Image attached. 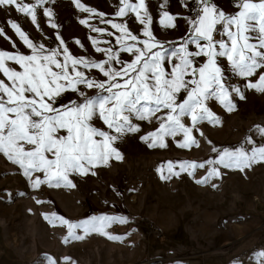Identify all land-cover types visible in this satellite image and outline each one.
<instances>
[{"label": "rangeland", "instance_id": "obj_1", "mask_svg": "<svg viewBox=\"0 0 264 264\" xmlns=\"http://www.w3.org/2000/svg\"><path fill=\"white\" fill-rule=\"evenodd\" d=\"M183 2L168 0L167 10L180 18L176 20V28L166 29L159 24L162 0H146L153 18L151 31L166 48L178 45L190 35L186 20L194 17L198 9L196 4L184 7ZM213 2L226 14L238 11V0ZM80 3L104 14V20L126 23L134 35L145 39L143 26L134 16L116 17L118 0H80ZM44 7L53 11L56 29L50 27L43 8L37 9V24L14 8L0 9V27L10 38L0 36V50L31 54L8 25L9 20L18 23L35 44H44L47 49L60 47L56 39L59 34L75 58L100 62L107 55L95 51V47L119 50L116 38L121 33L97 16L81 11L74 0H54ZM82 19L88 20V25L81 24ZM93 27L105 32H94ZM108 32L113 35H107ZM93 39L98 41L97 45H93ZM217 39L227 41L222 35ZM120 56L124 61L132 59L127 53ZM204 62L206 58L199 60L201 64ZM219 63L226 86L230 91L241 88L245 99L233 94L235 109L231 112L219 101L209 100L207 106L219 123L203 121L195 125L192 136L198 146L179 147L184 136L178 134L166 137L165 147H149L142 138L157 131L161 121L155 117L134 118L133 124L139 131L124 135L114 145L123 159L113 158L107 166L92 168L87 175H71L75 187L43 184L34 188L32 179L36 176L43 179V174L34 173L30 179L18 165L0 154V264H49V259L57 264H264V257L258 255L264 252V163L244 171L208 163L217 160L225 149L264 146V137L257 131L264 128V93L247 88L245 78L232 71L226 58H219ZM8 64L22 70L12 62ZM79 69L98 81L105 79L98 70L89 71L82 66ZM257 79L247 78V82ZM0 80L10 83L2 73ZM84 90L89 95L101 94L95 89ZM77 98L78 94L69 91L63 101L70 103ZM183 123L192 127L190 117L184 118ZM96 126L109 131L99 120ZM248 138L255 145L247 144ZM169 163L173 165V173L179 175L169 173ZM192 163L204 167L188 168L187 164ZM181 165H185L184 170ZM213 167L219 169V176H213L207 183L196 182L203 180ZM93 171L95 175L91 174ZM53 215L73 224L103 216L124 217L128 223H113L104 230L106 234L85 235L82 229H76V234L85 238L75 240L68 237L67 225L58 220L53 225L45 218Z\"/></svg>", "mask_w": 264, "mask_h": 264}, {"label": "snow or ice", "instance_id": "obj_2", "mask_svg": "<svg viewBox=\"0 0 264 264\" xmlns=\"http://www.w3.org/2000/svg\"><path fill=\"white\" fill-rule=\"evenodd\" d=\"M74 2L81 11L97 16L121 33L116 38L120 45L118 51L111 47H95V51L107 55L106 60L97 62L73 57L59 34L56 39L60 47L47 49L44 44L37 45L12 20L8 25L31 54L0 50V73L10 82L0 80V154L18 165L23 175L30 179L34 173H42L43 179L40 176L32 179L34 188L43 184L75 187L71 175H87L92 168L107 166L113 158L122 160L114 145L124 135L139 131L133 124L134 118L145 120L155 117L161 121L157 131L142 138L149 147H165V138L178 134L184 136L179 147L198 146L192 136L195 125L203 121L219 123L207 102L219 101L231 112L235 109L233 94L245 99L241 88H231L230 91L226 86L219 58H226L232 71L245 78L247 88L264 93V0H238L235 14H226L213 0H184V7L196 4L198 9L194 17L186 20L190 25V35L168 48L156 40L151 31L153 18L146 0H118L115 13L117 18L134 16L143 26L145 39L134 35L126 23L104 20V14L95 13L80 0ZM49 3H54V0H34V3L0 0V9L14 8L18 13L30 16L33 24H37V9L43 8L50 27L56 29L53 11L44 7ZM167 3L168 0H162L160 4L159 24L166 29H174L180 17L169 13ZM80 23L88 25L89 22L82 19ZM92 31L105 32L97 27ZM217 34L227 37V41L217 39ZM107 35L113 33L108 32ZM0 36L10 39L2 27ZM92 43L97 45L98 41L93 39ZM121 53L129 54L132 59L124 61ZM203 58L206 62L199 63ZM8 62L22 70H16ZM79 66L89 71L98 70L105 79H93ZM252 77L258 79L247 82V78ZM84 89L99 90L101 94L89 95ZM69 91L78 94V98L64 103L63 97ZM188 117L192 127L183 123V119ZM97 120L109 131L98 128ZM257 131L264 137V128ZM246 143L255 145L251 138ZM218 155L217 160L208 163L244 171L264 163V146L240 147L234 151L225 149ZM187 167L203 168L204 164L192 163ZM184 168L185 165H181V169ZM172 169L173 165L169 163V173L179 175ZM91 174L95 175V172ZM219 175V169L213 167L203 180L196 182L207 183ZM45 218L53 225L57 220L67 225L68 237L75 240H83L85 235L93 232L106 234L104 230L113 223H128L124 217L108 216L75 224L60 216ZM76 229H82L85 235H77ZM108 238L120 239L117 236ZM258 255L264 257V252ZM49 264L57 262L49 259Z\"/></svg>", "mask_w": 264, "mask_h": 264}, {"label": "built area", "instance_id": "obj_3", "mask_svg": "<svg viewBox=\"0 0 264 264\" xmlns=\"http://www.w3.org/2000/svg\"><path fill=\"white\" fill-rule=\"evenodd\" d=\"M220 35L219 34H217V36H216V38H218Z\"/></svg>", "mask_w": 264, "mask_h": 264}]
</instances>
